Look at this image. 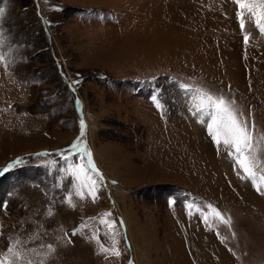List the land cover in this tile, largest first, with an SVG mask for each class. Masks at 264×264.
<instances>
[{"label": "rangeland", "instance_id": "374dc122", "mask_svg": "<svg viewBox=\"0 0 264 264\" xmlns=\"http://www.w3.org/2000/svg\"><path fill=\"white\" fill-rule=\"evenodd\" d=\"M236 11L231 0H0V169L25 158L0 174V256L18 240L33 264H264V194L218 150L194 91L235 102L264 169V35L246 22L245 44ZM81 120L103 176L95 200L70 174L85 163L67 152Z\"/></svg>", "mask_w": 264, "mask_h": 264}, {"label": "snow or ice", "instance_id": "6c2138e0", "mask_svg": "<svg viewBox=\"0 0 264 264\" xmlns=\"http://www.w3.org/2000/svg\"><path fill=\"white\" fill-rule=\"evenodd\" d=\"M236 5V17L241 31L244 33L245 44L248 43L250 32L246 30V22L249 28H254L261 35H264V0H231ZM2 15V13H0ZM2 40H0V46H2ZM5 60V56L0 54V62ZM178 87L185 92H191L185 84H179ZM196 93L195 99L197 101L196 109L198 112L203 113L208 117L206 123L207 133L211 137L214 144L218 146L223 145L229 149V156L233 158L234 164L245 174L242 179L250 180L252 185L258 192L264 194V189L261 185H264V169L258 168L257 156L253 151L254 142L256 137L254 135V124L249 125L247 119L243 116V113L239 108L235 106L234 101L227 100L223 95L214 96L213 94L200 89L194 90ZM153 104L162 109L163 104L159 100L156 94L151 96ZM202 125L205 124L203 119L199 120ZM85 124L84 121H80V138L74 141L68 148L67 152L77 155L80 160L85 163L70 165L71 176L73 182L77 183L76 195L83 199L82 189L85 187L92 194L93 200L95 195L98 194L99 187H102L101 181L103 176L96 169L93 162L91 153L87 150L85 143L82 140L84 136ZM36 156H47L48 153H36ZM63 155L64 159H69V155ZM25 164V158L18 157L10 162L4 169H0V174L12 169L21 167ZM260 173V174H258ZM174 203V198L170 199V204ZM212 209V206H208ZM214 218L223 220V216L218 210L212 209ZM104 216H110L111 213H104ZM201 217L207 222V217L203 212L200 213ZM115 222L110 223V227H113ZM123 226L121 221V227ZM73 231V235H75ZM20 241H15L9 244L6 252L3 256H0V264H33V262L25 255L26 250H22L18 247ZM49 251H54L52 245H48ZM113 255L119 257L120 252L113 248ZM131 264V261L129 262Z\"/></svg>", "mask_w": 264, "mask_h": 264}]
</instances>
